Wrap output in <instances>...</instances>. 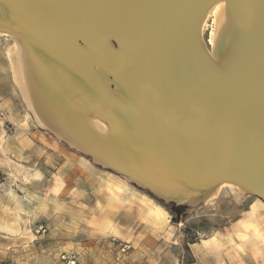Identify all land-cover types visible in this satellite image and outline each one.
<instances>
[{"label": "bare ground", "instance_id": "1", "mask_svg": "<svg viewBox=\"0 0 264 264\" xmlns=\"http://www.w3.org/2000/svg\"><path fill=\"white\" fill-rule=\"evenodd\" d=\"M0 35L24 122L68 142L84 167L130 175L97 164L118 175L97 173L108 198L134 178L165 197L130 193L157 223L163 202L193 207L227 186L237 203L256 198L251 215L200 246L264 239L253 217L264 206V0H0ZM5 142L0 116V164L22 176ZM27 221L19 240L33 237Z\"/></svg>", "mask_w": 264, "mask_h": 264}, {"label": "rangeland", "instance_id": "2", "mask_svg": "<svg viewBox=\"0 0 264 264\" xmlns=\"http://www.w3.org/2000/svg\"><path fill=\"white\" fill-rule=\"evenodd\" d=\"M209 29L208 19L206 41ZM10 44L7 35H0V116L6 151L25 168L17 176L0 164V264H65L63 252L75 253L76 264H264V239L255 243L249 236L240 250L232 244L198 243L215 230L234 232L239 221L251 215L253 195L237 203L233 191L223 186L193 207L163 202L166 219L157 223L139 197H130L132 188H140L128 181L126 191L108 198L106 180L97 173L113 179L117 174L94 163L91 169L84 167L64 142L50 145L51 133L31 116L24 122L27 108L4 65ZM259 209L264 213L263 205ZM24 217L33 237L19 240ZM253 217L262 219L259 214ZM109 225L116 233L108 232ZM120 242L129 245L123 252ZM195 247L209 254L206 261L197 260Z\"/></svg>", "mask_w": 264, "mask_h": 264}, {"label": "water", "instance_id": "3", "mask_svg": "<svg viewBox=\"0 0 264 264\" xmlns=\"http://www.w3.org/2000/svg\"><path fill=\"white\" fill-rule=\"evenodd\" d=\"M4 27H2V29H3ZM4 29H7V27L6 28H4ZM8 30V29H7ZM161 38V34H159L158 36H157V39H160ZM111 40H114V38H110ZM111 84L113 85V82H111ZM66 144H68L67 146L69 147V143L68 142H66ZM74 148V147H73ZM81 152H83L82 150H80ZM84 154H86L88 157H91L92 155L90 154V153H85V152H83ZM97 162V161H96ZM97 164H99V165H101V166H105L106 168H108V169H110V170H113V171H115V172H117V173H120V174H127V175H129L128 173H126L125 171H123V170H118V169H116V168H114V167H112V166H109V165H102V163H100V162H97ZM130 176V175H129ZM220 181V180H219ZM131 182L133 183V184H135L138 188H140V189H144V190H146V191H148V192H150V193H152L154 196H156V197H158V198H161V199H163V200H166L165 199V197L164 196H162V195H159L158 193H156L155 191H153L149 186H146V185H142L140 182H138L137 180H135L134 178H132L131 177ZM216 182H218V181H215V183ZM239 184H242L241 182H239V181H237ZM254 194H257L258 196H260L263 200H264V197H262V195H260L259 193H254ZM173 201H175V199H172ZM203 199H201L200 201H202ZM199 201V202H200Z\"/></svg>", "mask_w": 264, "mask_h": 264}, {"label": "built area", "instance_id": "4", "mask_svg": "<svg viewBox=\"0 0 264 264\" xmlns=\"http://www.w3.org/2000/svg\"><path fill=\"white\" fill-rule=\"evenodd\" d=\"M129 247L127 242H120L118 244V249L123 252ZM61 259L65 264H76L77 257L75 253H62ZM2 264H12L11 262H4Z\"/></svg>", "mask_w": 264, "mask_h": 264}, {"label": "crops", "instance_id": "5", "mask_svg": "<svg viewBox=\"0 0 264 264\" xmlns=\"http://www.w3.org/2000/svg\"><path fill=\"white\" fill-rule=\"evenodd\" d=\"M260 215V217H261V215H262V219L261 218H259L260 220V223H261V227H263L264 228V213H262L261 212V214H259ZM194 253L198 256V261H201L202 260V258H203V260H207L206 258H208V256H209V254L206 256V255H204V254H202V252H201V250H199V248H194ZM214 254V253H213Z\"/></svg>", "mask_w": 264, "mask_h": 264}]
</instances>
